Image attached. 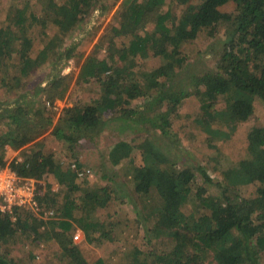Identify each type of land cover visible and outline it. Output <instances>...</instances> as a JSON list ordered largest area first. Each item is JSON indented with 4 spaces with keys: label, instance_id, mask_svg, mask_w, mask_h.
<instances>
[{
    "label": "trees",
    "instance_id": "obj_1",
    "mask_svg": "<svg viewBox=\"0 0 264 264\" xmlns=\"http://www.w3.org/2000/svg\"><path fill=\"white\" fill-rule=\"evenodd\" d=\"M99 1L68 0L60 5L48 0L42 20L33 17L44 25L53 21L55 29L65 34ZM173 3L188 5L181 18L174 17L170 9L159 13ZM228 6L234 11L227 12ZM14 13L16 26H24L25 10ZM153 14L156 21L149 27V17ZM118 17L113 34L128 37L129 42L104 59L87 57L79 73V81L94 79L102 85L98 100L90 105L67 108L56 124L51 116H43L44 106L37 112L41 117L38 121L24 114L20 107L0 110V121L9 120L33 128L0 138V168L8 163L7 145L20 150L49 129L56 139L73 144L83 139V133L93 134L97 128L101 131L105 117L114 114L135 125H148L153 130L150 137L145 136L135 147L127 142L118 143L110 153V161L113 167L124 164L119 170L120 177L132 178L136 193L152 196L159 202V207L148 215L150 224L145 226L143 241L161 240V245L171 250L166 253L146 250L130 236L137 227V219L126 212L125 197L116 196L123 187V183L116 186L119 175H104L115 185L81 196V166L62 165L52 154L39 150L22 163L19 159L13 160L10 167L22 177L36 179L40 213H52L54 217L44 220L25 211L16 210L14 217L0 212V264H17V259L1 248L16 235L28 231L34 235L33 241L47 238L60 245L63 252L60 264H110L104 259L88 262L81 249L68 238L73 229L83 231L88 243L95 247L124 246L123 255L128 264H207L206 254L212 255L215 264H263L264 119L249 128L248 146L242 158L236 163L226 159L231 163L223 172L227 184L215 182L203 166L193 167L179 160L180 154V158L172 160L171 147L159 145L153 133L159 132L165 138L170 136L180 106L191 95L197 96L202 104L195 123L202 131L215 136L208 139L211 148H216L213 145L216 138L229 140L239 125L251 121L255 102H264V0H123ZM222 28L225 32L221 38ZM200 38L212 41V52L218 57L212 71L196 70L197 65L190 63L189 56L181 49ZM60 43L62 47L61 39ZM76 45L65 48L63 58H77ZM146 50L154 51L167 63L142 75L144 85H141L133 72L134 59ZM32 51L29 39L13 34L10 27L0 28V61L22 62V73L28 74L53 53L52 42L35 59ZM64 79L54 77L48 83L49 89L40 88L37 94L51 89L52 101L63 99L68 87ZM149 91L157 94L145 110L128 108ZM220 98L225 101L223 109L217 108ZM158 107L164 111L153 113L152 109ZM217 124L226 127L228 132L213 130ZM139 141L141 138L133 139L134 143ZM135 148L140 151L142 164L132 157ZM198 174L203 179L200 186H196ZM212 187L217 188V195L210 194ZM60 188L65 192L61 201ZM248 188L252 195L244 197L242 189ZM191 200H196L199 207L197 215L186 213L185 207ZM98 209L105 214L98 215ZM137 215L143 218L141 213ZM43 225L50 227L41 231ZM32 258L35 260L33 255Z\"/></svg>",
    "mask_w": 264,
    "mask_h": 264
},
{
    "label": "rangeland",
    "instance_id": "obj_2",
    "mask_svg": "<svg viewBox=\"0 0 264 264\" xmlns=\"http://www.w3.org/2000/svg\"><path fill=\"white\" fill-rule=\"evenodd\" d=\"M67 1L54 0L55 3L60 5ZM122 1L100 0L90 8L89 13L82 17L83 19L74 29L63 34L61 31L59 32L55 29L53 21H49L45 25L43 22L37 21L39 18L42 20L44 9L48 7V0H0V28L10 27L13 34H18L21 39H29L33 44L32 52L34 59L44 49L45 45L47 46L48 42H52L53 49V53L47 57V60L39 63L28 74L22 73L24 68L22 62H15L12 59L10 61L7 59L0 61V110L6 108L15 110L20 107L24 111V114L38 121L41 117L37 115V112L44 106L46 110H44L43 116L45 118L51 116L54 124H56L63 116V111L67 108L77 105H90L98 100L102 85L94 79L89 82L79 81V73L87 57L104 59L114 49L120 50L129 42L128 37H115L113 34V28L118 26V21L120 20L118 15H121ZM186 8H188V5H179L178 3L167 4L159 13H165V11L170 9L174 17L181 18ZM225 9L229 13L234 11V8L231 6ZM16 10H25L27 22L24 26H16L14 19V12ZM33 16L37 19H34ZM149 20L151 23L148 25L151 27L156 21L155 15L150 16ZM224 32L225 29L222 28L221 38ZM211 42L200 38L193 44H184L181 47L182 51L189 56V62L194 63V66L197 65L196 70L206 72L216 68L218 57L212 52ZM74 44H77L74 55L79 58L72 57L69 60L63 58L65 48H70ZM166 63L167 61L162 56H156L154 51L146 50L145 53H141L134 59L135 67L133 72L139 82H141V85H144L142 75ZM54 77H58L59 79L65 78L64 80L68 87L63 99L56 98L52 101L51 89H46V92L42 91L38 94L37 91L40 88H48L49 81ZM203 90L204 88H201V91ZM191 91L193 93L194 89ZM156 94V91H149L147 95L141 96L132 102L128 108L135 111L145 110ZM224 107L225 101L223 98H220L217 108L223 109ZM162 110V108L158 107L152 109V112L157 114L162 112ZM201 110V101L197 96L191 95L183 101L179 108L178 116L171 129L172 134L165 138L159 132H154L153 137H156L159 145H169L171 147L173 152L169 153V156L172 157V160L179 157L180 154L181 159L179 160L186 162L188 165H194L193 167L203 166L215 182L227 184L223 172L229 168L228 164L231 165V163H228L226 159L236 163L240 160V157L242 158L248 146L249 128L257 120L264 119V102L260 100L255 102V114L253 118L248 123L239 125L231 139L218 141L216 138L213 143L216 148L208 146L210 143L208 139L213 134L202 131L198 124H196ZM23 125H16L9 120L0 121V138L8 133H25L33 129L30 126ZM215 129L222 132L226 130L228 132L226 127L221 124L214 125L213 130ZM97 130L100 131V128H97L93 134H81L83 139L73 144L56 139L53 133H51L52 129H49L39 139H36L20 150L13 149L7 145L6 157L8 163L3 168L9 167L17 176L31 179L35 184L37 202L36 179L18 175L10 167V163L15 159H19L22 163L25 159L33 157V154L39 150H42L45 154H52L55 161L62 165H70L72 166L71 168H74L75 165L81 166L79 175V181L82 184L81 196L93 193L103 187L115 185L108 178H105L104 175H119L116 186H122L123 183V187L119 189L116 196L125 197L124 199L128 201L126 212L129 211V216L137 219V227L131 231L130 236L133 240L134 238L137 239V242L142 244L146 250L153 249L164 253L169 252L171 248L162 246L161 240H158V242L154 240L152 243L147 240L145 241V239L143 241L147 231L145 226L150 224L148 219L151 216L148 215L159 207V202L152 196L144 197L136 193L133 179L120 177L119 170L124 164L119 167H113L110 161V153L118 143L127 142L135 147L138 143L143 142L145 136L150 137L153 130L148 125H135L131 121H125L120 117V114H114L109 118L105 117V124L102 130L100 132ZM172 135H177V137H173ZM213 137L215 136L213 135ZM135 138H141L142 141L134 143L133 139ZM26 154L28 156H25ZM132 157L137 163H143V158L138 149L135 148ZM219 157H221V160L218 161ZM45 180L46 178H44L43 182ZM202 183L203 179L198 174L196 186H200ZM242 190L241 193L244 197H251V188ZM209 192L211 195L218 194V190L215 187L210 188ZM58 194V198L61 201L65 196L63 188H60ZM100 196L102 197V194ZM185 210L187 214L197 215L199 207L196 204V200L189 201ZM40 212L39 207L37 211L30 212V214L44 220H50L54 217L52 215H42ZM138 212L141 213L142 219L138 217ZM97 214L104 215L105 212L98 209ZM139 222H141V225H139ZM49 227V225H43L41 231ZM127 233L129 234V232ZM31 235L30 231L27 234L16 235L10 239L9 244L1 248V251L10 253L12 257L17 259V264H60L62 262V248L56 241L47 240L46 237V239L33 241L34 235ZM42 236H45V233ZM68 236L74 245L81 249L88 262L93 263L99 259H104L110 264H128L126 257L123 255L124 246L95 247L88 243L84 232L79 229H73ZM32 255L35 257V260L32 258ZM206 256L207 264H215L211 254H206Z\"/></svg>",
    "mask_w": 264,
    "mask_h": 264
},
{
    "label": "built area",
    "instance_id": "obj_3",
    "mask_svg": "<svg viewBox=\"0 0 264 264\" xmlns=\"http://www.w3.org/2000/svg\"><path fill=\"white\" fill-rule=\"evenodd\" d=\"M38 208L34 182L17 176L9 167L0 169V212L14 217L16 210L30 213Z\"/></svg>",
    "mask_w": 264,
    "mask_h": 264
}]
</instances>
